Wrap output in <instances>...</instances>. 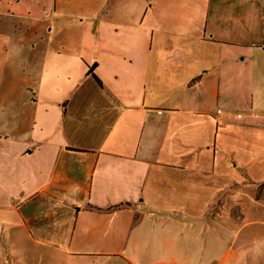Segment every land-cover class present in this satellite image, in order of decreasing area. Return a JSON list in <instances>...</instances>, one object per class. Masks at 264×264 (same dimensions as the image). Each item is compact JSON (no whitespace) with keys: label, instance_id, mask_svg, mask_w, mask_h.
<instances>
[{"label":"crops","instance_id":"1","mask_svg":"<svg viewBox=\"0 0 264 264\" xmlns=\"http://www.w3.org/2000/svg\"><path fill=\"white\" fill-rule=\"evenodd\" d=\"M0 264H264V0H0Z\"/></svg>","mask_w":264,"mask_h":264},{"label":"water","instance_id":"2","mask_svg":"<svg viewBox=\"0 0 264 264\" xmlns=\"http://www.w3.org/2000/svg\"><path fill=\"white\" fill-rule=\"evenodd\" d=\"M93 67H94V66H92L91 71H92Z\"/></svg>","mask_w":264,"mask_h":264}]
</instances>
